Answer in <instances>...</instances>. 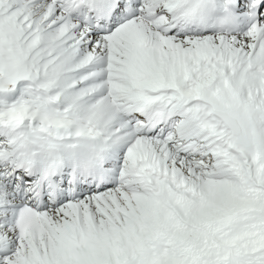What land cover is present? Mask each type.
I'll return each instance as SVG.
<instances>
[{
  "label": "snow or ice",
  "instance_id": "6c2138e0",
  "mask_svg": "<svg viewBox=\"0 0 264 264\" xmlns=\"http://www.w3.org/2000/svg\"><path fill=\"white\" fill-rule=\"evenodd\" d=\"M0 264H264V0H0Z\"/></svg>",
  "mask_w": 264,
  "mask_h": 264
}]
</instances>
